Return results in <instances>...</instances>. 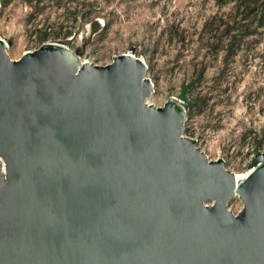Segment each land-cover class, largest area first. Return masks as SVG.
<instances>
[{
  "label": "water",
  "instance_id": "1",
  "mask_svg": "<svg viewBox=\"0 0 264 264\" xmlns=\"http://www.w3.org/2000/svg\"><path fill=\"white\" fill-rule=\"evenodd\" d=\"M146 70L0 38V264H264V152L237 183Z\"/></svg>",
  "mask_w": 264,
  "mask_h": 264
},
{
  "label": "rangeland",
  "instance_id": "2",
  "mask_svg": "<svg viewBox=\"0 0 264 264\" xmlns=\"http://www.w3.org/2000/svg\"><path fill=\"white\" fill-rule=\"evenodd\" d=\"M249 1L0 0V38L12 59L46 42L101 65L133 54L153 84L147 101L179 102L183 135L245 173L264 152V28L254 19L264 0ZM242 206L228 201L233 213Z\"/></svg>",
  "mask_w": 264,
  "mask_h": 264
},
{
  "label": "trees",
  "instance_id": "3",
  "mask_svg": "<svg viewBox=\"0 0 264 264\" xmlns=\"http://www.w3.org/2000/svg\"><path fill=\"white\" fill-rule=\"evenodd\" d=\"M237 2V6L238 8L240 6H244V7H249V6H245L246 3H247V0H244V2H242V0H235ZM249 1V0H248ZM250 3V1L248 2ZM251 3H254L253 1ZM250 5V4H249ZM255 21H256V24L258 27H263L264 28V7L261 8L259 11H258V14H256L255 16ZM182 97H185V94L183 93L182 94Z\"/></svg>",
  "mask_w": 264,
  "mask_h": 264
},
{
  "label": "bare ground",
  "instance_id": "4",
  "mask_svg": "<svg viewBox=\"0 0 264 264\" xmlns=\"http://www.w3.org/2000/svg\"><path fill=\"white\" fill-rule=\"evenodd\" d=\"M248 172H249V169L245 173H237V172H235L237 183H239L240 180H242L248 174Z\"/></svg>",
  "mask_w": 264,
  "mask_h": 264
}]
</instances>
